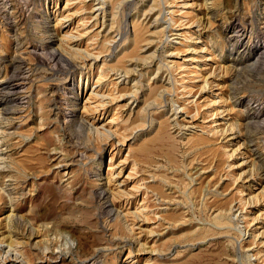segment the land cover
I'll list each match as a JSON object with an SVG mask.
<instances>
[{"label": "rangeland", "instance_id": "1", "mask_svg": "<svg viewBox=\"0 0 264 264\" xmlns=\"http://www.w3.org/2000/svg\"><path fill=\"white\" fill-rule=\"evenodd\" d=\"M0 100V264H264V0H0Z\"/></svg>", "mask_w": 264, "mask_h": 264}, {"label": "bare ground", "instance_id": "2", "mask_svg": "<svg viewBox=\"0 0 264 264\" xmlns=\"http://www.w3.org/2000/svg\"><path fill=\"white\" fill-rule=\"evenodd\" d=\"M58 20V19H57ZM57 23L58 24H61V19H59L58 21H57ZM84 51V50H83ZM85 55V54H84ZM59 57V56H58ZM173 84V83H172ZM1 101V100H0ZM96 111V110H95ZM214 114V113H213ZM212 115V114H211ZM101 128V127H100ZM216 129V128H215ZM109 130V129H108ZM214 131V130H213ZM108 132V131H107ZM101 133H103L104 134V132H103V130L101 131ZM99 134V133H98ZM105 135V134H104ZM113 175V174H112ZM138 187V186H137ZM140 212V211H139Z\"/></svg>", "mask_w": 264, "mask_h": 264}]
</instances>
